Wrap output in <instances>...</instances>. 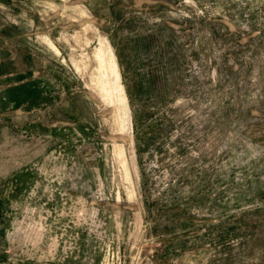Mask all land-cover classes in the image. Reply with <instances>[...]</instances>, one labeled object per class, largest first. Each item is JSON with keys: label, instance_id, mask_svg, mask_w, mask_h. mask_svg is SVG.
<instances>
[{"label": "rangeland", "instance_id": "obj_1", "mask_svg": "<svg viewBox=\"0 0 264 264\" xmlns=\"http://www.w3.org/2000/svg\"><path fill=\"white\" fill-rule=\"evenodd\" d=\"M0 264H264V0H0Z\"/></svg>", "mask_w": 264, "mask_h": 264}, {"label": "bare ground", "instance_id": "obj_2", "mask_svg": "<svg viewBox=\"0 0 264 264\" xmlns=\"http://www.w3.org/2000/svg\"><path fill=\"white\" fill-rule=\"evenodd\" d=\"M109 64H110V63H109ZM109 67H110V65H109ZM111 68L114 70L116 76L118 77L119 74L117 75V72H116V65H115V62H114V61H111ZM117 81H118V80H117ZM119 91H120V94L123 95V90H122L121 87H120Z\"/></svg>", "mask_w": 264, "mask_h": 264}]
</instances>
